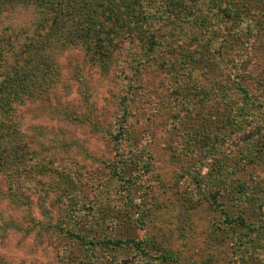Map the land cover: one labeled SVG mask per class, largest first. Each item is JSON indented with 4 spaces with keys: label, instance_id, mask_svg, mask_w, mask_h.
I'll use <instances>...</instances> for the list:
<instances>
[{
    "label": "rangeland",
    "instance_id": "374dc122",
    "mask_svg": "<svg viewBox=\"0 0 264 264\" xmlns=\"http://www.w3.org/2000/svg\"><path fill=\"white\" fill-rule=\"evenodd\" d=\"M184 14L189 17V22L186 18V25L180 21L175 23L173 54L163 58L174 63L184 59L185 68L177 69L176 64L177 71L173 74L168 73L169 66L135 71L130 66L134 64L131 58L133 51L138 55L140 50L131 45V51L125 41L110 60V68L104 75L97 67L85 63L76 48H69L62 54L58 52L54 58L62 68L59 90L66 91L59 100L64 106L61 111L53 113L42 101H28L16 106L15 115L31 145L40 143L47 159L57 162L70 177L77 179L84 196L76 199L78 213L85 214L92 226L107 225L115 211L116 215L119 210L137 216L141 209V218L132 225L133 235L141 237L145 233L150 236L159 232L169 237L171 248L186 260L197 264H264V242L253 238L250 239L253 243H248L247 237L241 238L240 230L232 234L228 230L222 233L218 228L208 234V228L221 219L218 212L191 207L199 203L200 195L195 187L198 177L205 169L213 176L216 161L222 159L227 150L238 148L242 158H246V152L251 150L257 162L264 161V142H257L261 136L264 141V82L254 90L248 88L245 97L250 94L251 97L246 107H236L240 106V95H244L236 90L237 86H243L237 68L242 66L240 68L244 69L245 66L252 76L249 77L251 81L253 74L262 71L264 58L261 55L255 59L249 57L247 63L240 64L237 62L239 46L235 42L228 44L231 46H227V56L220 48L217 32L197 30L193 24L198 25V22L189 12L184 11ZM201 37L202 42L198 40ZM261 44L264 49V42ZM81 82L87 87L83 88ZM83 89L86 99L80 92ZM123 95L127 97L130 112L125 123L129 127L131 145L127 150L123 143L121 152L125 157L131 156L140 171L129 184L130 195L120 182L110 177L107 165L119 156L111 146L107 131L117 128L116 119L124 113ZM253 98L262 100L261 107L256 106L255 101L250 104ZM49 102L54 104V98ZM240 109L244 110L242 114ZM253 166L254 163L246 164L248 172L240 168L242 176L252 182L256 179L257 187L264 191V167L257 171ZM46 177L45 174L43 179ZM230 179L233 177L228 175L227 181ZM206 183L209 184L206 189H220L214 182ZM4 184L0 181V188L4 189ZM45 189L49 190V187ZM100 191L106 193L103 202ZM38 193L36 189V193L30 195L28 217H25L27 212L12 209L0 199V224L9 217L18 223V228L0 226V264H111V251L107 248H85L82 241L67 238L56 228L53 232L41 228L39 222L56 221L66 226L63 220H56L61 216L56 192H49L40 201L42 208L37 205ZM221 194L218 200L224 201ZM234 195L236 191L231 197ZM61 199L71 203L66 196ZM157 205V211L150 210ZM46 211L43 216L41 213ZM120 219L124 220V217ZM74 226L72 221L67 227ZM119 228H115V234L123 230L122 225ZM210 237L214 241L211 242ZM131 253L130 250L118 251L117 257L130 259V264L154 261L152 258L148 262L142 261Z\"/></svg>",
    "mask_w": 264,
    "mask_h": 264
},
{
    "label": "trees",
    "instance_id": "16d2710c",
    "mask_svg": "<svg viewBox=\"0 0 264 264\" xmlns=\"http://www.w3.org/2000/svg\"><path fill=\"white\" fill-rule=\"evenodd\" d=\"M184 11L198 22V25L193 24L197 30L217 32L220 48L227 52V56V46H231L228 44L235 42L239 46L237 62L240 64L247 63L249 57L255 59L261 55L264 58V49L261 48V41L264 42V0H0V181L5 183L4 189L0 188V199L10 204L12 209L27 212L25 217H28L30 195L36 193V189L39 191L37 205L41 208L40 201L49 192L55 191L61 215L56 220H63L66 227L56 221L39 222L38 225L44 230L49 228L51 232L56 228L67 238H77L84 243L85 248H107L111 251V264H130V259L117 257L118 251L125 250H130L134 258L138 256L142 261L148 262L152 258L154 261L151 264L197 263L182 258L179 252L171 248L169 237L159 232L150 236L145 233L141 237L133 235L132 225L141 218V209L137 211V216L119 210L116 215L115 211L109 219L111 221L99 228L92 226L85 214L79 215L76 199H83L84 196L80 193L77 179L70 177L57 162L47 159L40 143L31 145L30 138L25 135L15 115L16 106L28 101H42L46 109L53 110V113L61 111L60 108L64 106L59 100L66 91L59 90L62 68L55 63L54 58L58 52L62 54L69 48H76L85 63L97 67L104 75L110 68V60L125 41L129 43L131 51V45L133 48L139 47L140 53L136 55L133 51L131 58L134 64L130 66L135 71H139V68L158 70L169 66L168 73L173 74L177 69L185 68L184 59L174 63L163 58L164 55L173 54L175 23L180 21L186 25L189 22ZM20 19L23 21L18 22ZM202 38L198 40L202 42ZM240 67L237 69L243 86H237L236 90L244 95H240L241 103L236 107L242 108L248 105V98L251 97V94L245 97L248 88L251 90L263 85L264 67L261 72L253 74L251 81L249 70L245 66L244 69ZM81 84L83 88L87 87L85 83ZM128 86L135 87L134 84ZM76 92L79 93L78 86ZM80 92L83 97L86 96L85 89ZM51 98H54V104L49 102ZM123 98L124 113L121 112L116 119L117 128L106 130L111 146L119 156L107 165L110 177L120 182L130 195L129 184L140 171L135 160L131 156L125 157L121 152L124 150L123 143L127 150H130L131 145L129 127L125 123L130 112L127 109V97L123 95ZM254 101L255 98L251 99L250 104L261 107L262 100ZM243 111L240 109L239 113ZM262 137L258 143L264 142ZM126 152L129 154V151ZM252 163L257 171L264 167V161L257 162L251 150L246 152V158H242L239 149L232 148L216 161V173L213 176L209 169H205L200 177L195 176L198 177L195 187L200 196L199 203L191 207L193 210L205 208L217 211L221 218L208 228V234L218 228L222 233L228 230L232 234L240 230L241 238L247 237L248 243H253L250 240L253 238L257 242H264V191L257 187L256 179L252 182L248 177L244 178L241 171L244 168L248 172L245 166ZM45 174L46 180L43 179ZM228 175L233 179L227 181ZM206 181L214 182L221 191L218 188L215 191L206 189L209 185ZM47 187L49 190L45 189ZM235 191L236 195L231 197ZM221 192L224 201L218 200ZM63 196L68 197L71 203L62 200ZM100 196L102 202L106 200L103 191H100ZM158 208L157 205L150 210L157 211ZM41 214L45 216L47 211ZM72 221L75 226L67 227ZM120 225L123 230L115 234L116 230H120ZM0 226L18 228V223L9 217ZM180 237L179 234V242L182 240ZM213 237H210L211 242L214 241Z\"/></svg>",
    "mask_w": 264,
    "mask_h": 264
}]
</instances>
